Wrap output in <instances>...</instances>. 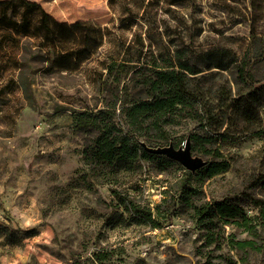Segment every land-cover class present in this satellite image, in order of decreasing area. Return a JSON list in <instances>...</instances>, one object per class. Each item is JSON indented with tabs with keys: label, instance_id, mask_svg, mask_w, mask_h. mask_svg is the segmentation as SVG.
<instances>
[{
	"label": "rangeland",
	"instance_id": "374dc122",
	"mask_svg": "<svg viewBox=\"0 0 264 264\" xmlns=\"http://www.w3.org/2000/svg\"><path fill=\"white\" fill-rule=\"evenodd\" d=\"M28 1L48 13L53 32L6 29L7 18H0V264H93L91 255L101 248L113 251L106 264H264V225L256 236L226 228L236 240L256 241V250L239 251L227 240L221 248L208 245L184 216L158 228L112 223L118 212L111 184L83 157L95 131L74 127L80 112L109 108L123 134L151 142L154 131L130 126L123 109L147 98L150 67H167L176 55L203 66L196 54L230 49L239 59L246 56L253 81H262L264 0ZM36 18L29 11L28 25ZM252 31L260 36L257 51L248 47ZM112 60L129 61L128 72L117 66L109 72ZM237 89L242 85L234 71L188 77L187 92L197 97L203 120L178 111L162 128L174 145L192 134L217 136L192 150L204 160L229 163L204 181L205 195L236 202L255 217L254 199L264 200V107L252 125L240 112L231 113ZM143 164L142 173L122 174L115 187L141 205L164 210L170 200L163 201V192L174 191L180 171L160 169L157 160Z\"/></svg>",
	"mask_w": 264,
	"mask_h": 264
},
{
	"label": "trees",
	"instance_id": "16d2710c",
	"mask_svg": "<svg viewBox=\"0 0 264 264\" xmlns=\"http://www.w3.org/2000/svg\"><path fill=\"white\" fill-rule=\"evenodd\" d=\"M13 1L8 0L1 4L0 18L3 20L7 18L6 29H11L14 26L15 30L21 28L23 31H28L30 28H41L48 33L53 32L49 25L50 17L40 5L28 0H17L18 5L12 9L15 7L10 6ZM9 8L11 9V13H9L11 17H8L7 14ZM29 11L35 12L37 17L36 24L32 27L28 25ZM259 40L260 36L252 31L249 49L253 47L257 51ZM195 57L196 60L201 59L204 65L199 66L195 60L191 61L190 58L184 60L176 55L175 61L167 67H150L152 74L144 75L147 98L130 101L128 106L123 109L130 126L137 128L145 126V129L154 131L149 137L151 142L140 140L136 135L123 134L113 121L114 109L80 112L75 119L74 127L95 131L92 139L85 145L83 157L87 163L94 164L100 168L99 170L105 171L106 182L111 184L110 190L116 201L115 207L117 208L116 212H118L110 218L112 223L149 224L151 227L158 228L162 225L161 221L174 216H184L203 231L204 240L208 245L214 244L217 248H221L227 240L231 249L239 251L256 250L257 243L254 239L236 240L233 234L226 235V228L230 225L239 227L250 235L256 236L258 226L264 225V200L254 199L253 203L258 207V214L254 217L248 215L245 209L236 202L225 199H208L203 190L202 184L206 179L228 170L229 163L227 161L205 160L206 163L202 167L191 172L177 161L165 155L150 153L141 145V142H144L148 146H158L159 144L152 145L158 139L165 143L161 145H167L170 142L173 144L165 135L162 125L167 123L178 111L188 110L190 113H194L193 118L200 122L203 120L196 108L197 97L187 92V79L213 69L219 72L234 71L237 80L242 85V90H236L237 96L230 104V112H240L241 119L250 122L251 125L259 122L260 117L257 112L264 107L261 99V96H264V85L260 86L259 83L264 79L258 83L253 81L252 75L246 69L248 65L246 56L239 59L237 54L230 49L214 48L202 54H196ZM127 62L129 61L124 60L123 63L119 64L112 60L105 68L112 72L116 70L117 66L121 68V71L127 73L126 68L129 65ZM253 113H257V115ZM230 118L232 117H229L228 120ZM222 136L223 138L227 137L226 134ZM216 137L209 134L204 136L190 135L187 139H189V143L192 142L190 145L191 153L192 150H196L202 144L216 142L218 140ZM182 144L178 142L173 145L178 148ZM219 155L218 152L214 153V156ZM156 160L160 169L173 166L180 171L174 191L171 194L168 190L163 192V201H166L167 198L170 200L168 207L164 210L161 209L160 204L154 209L148 205H141L128 193L122 195L115 187L119 184V178L122 174L127 172L142 173L144 162ZM255 219L259 221L254 223ZM112 255L113 251L101 248L93 251L90 260L93 264H106ZM231 263L232 261H230Z\"/></svg>",
	"mask_w": 264,
	"mask_h": 264
},
{
	"label": "water",
	"instance_id": "95a60500",
	"mask_svg": "<svg viewBox=\"0 0 264 264\" xmlns=\"http://www.w3.org/2000/svg\"><path fill=\"white\" fill-rule=\"evenodd\" d=\"M259 85H264V81L260 82ZM141 145L150 153L165 155L166 157L177 161L185 169L191 172H194L206 163L202 157L192 155L189 139H186L185 143L178 148H176L171 142L167 145L158 146H148L144 142H141Z\"/></svg>",
	"mask_w": 264,
	"mask_h": 264
}]
</instances>
